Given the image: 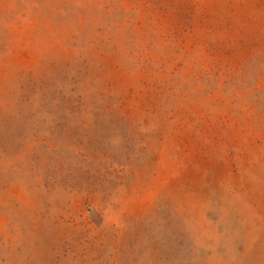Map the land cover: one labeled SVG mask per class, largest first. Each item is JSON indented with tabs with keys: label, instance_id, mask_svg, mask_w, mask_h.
Returning a JSON list of instances; mask_svg holds the SVG:
<instances>
[{
	"label": "rangeland",
	"instance_id": "rangeland-1",
	"mask_svg": "<svg viewBox=\"0 0 264 264\" xmlns=\"http://www.w3.org/2000/svg\"><path fill=\"white\" fill-rule=\"evenodd\" d=\"M0 264H264V0H0Z\"/></svg>",
	"mask_w": 264,
	"mask_h": 264
}]
</instances>
